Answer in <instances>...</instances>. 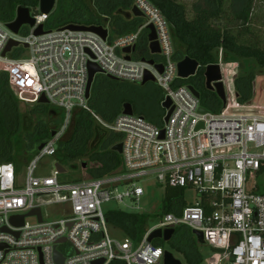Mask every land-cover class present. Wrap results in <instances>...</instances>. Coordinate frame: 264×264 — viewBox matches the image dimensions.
Wrapping results in <instances>:
<instances>
[{"label":"built area","instance_id":"obj_1","mask_svg":"<svg viewBox=\"0 0 264 264\" xmlns=\"http://www.w3.org/2000/svg\"><path fill=\"white\" fill-rule=\"evenodd\" d=\"M134 6L144 20L137 31L112 37L104 28V40L91 32L46 30L50 14L40 13L39 6L30 12L34 26H22L17 34L0 22V76L7 77L11 93L30 109L42 106L38 101L43 96L50 111L64 113L54 135L27 164L22 183L13 163H0V264H56L55 249L64 264H162L164 249L148 237L157 229L179 227L201 232L204 243L221 251L228 264H264V187L256 181L264 168V114L248 113L251 104H238L219 63L226 107L219 114H201L199 98L178 77L181 59L175 58L169 24L146 0H134ZM40 25L43 34L35 36ZM150 25L160 53L151 54L147 41L151 57L140 58L137 46ZM10 41L18 45L3 56ZM127 48L134 51L124 53ZM90 64L99 70L94 79L100 75L139 84L147 73L152 76L163 92L160 104L170 101L167 122L156 126L141 116L120 114L111 125L104 124L88 107ZM155 65H162V72ZM76 110L90 112L108 131L122 135L120 169L100 179L62 180L65 172L56 167L49 177H35L37 162L56 155ZM151 180L164 191L193 188L200 201L186 205L183 200L176 214L158 217L137 242L111 237L107 214L116 210L104 206L112 203L129 213L150 215L138 207L144 195L138 183ZM50 208L59 218L43 217L42 210ZM33 209H39L40 221L27 216ZM20 216L23 224L14 226L11 218Z\"/></svg>","mask_w":264,"mask_h":264},{"label":"trees","instance_id":"obj_2","mask_svg":"<svg viewBox=\"0 0 264 264\" xmlns=\"http://www.w3.org/2000/svg\"><path fill=\"white\" fill-rule=\"evenodd\" d=\"M157 9L170 26L175 58L189 57L198 62L196 75L188 80L199 94L201 108L219 114L225 105L217 96L206 90L203 72L205 67L223 63H236L241 74L234 77V92L237 102L246 105L253 99L256 77L264 76V32L252 24L256 0H203L192 6L193 17L186 16V8L174 0H146ZM39 0H0V22L9 24L15 20L16 10L27 8L31 13L38 8ZM134 0H56L53 11L45 24L46 30H60L67 26L108 28L112 37L136 32L144 20L131 14ZM140 58L151 57L147 49V38L142 34L137 46ZM120 82L102 76L95 78L88 107L92 114L104 124L111 125L122 112V102L110 100L112 90ZM190 85V83L188 84ZM105 86L107 97L99 98V90ZM20 102L11 93L7 77L0 76V163H29L30 152L51 136L52 119L56 111L47 106H36L22 113ZM83 110L73 113L68 131L57 146L54 156L61 167L75 164L86 170L92 179L111 176L121 166V155L112 148L122 143V135L99 130L92 114ZM164 117V111H163ZM163 124V123H162ZM160 124L159 126H161ZM85 165V168L82 166ZM160 205V213H177L183 204V190L167 188ZM155 217V216H154ZM150 215L111 211L107 214L109 224L126 237L139 241L146 232ZM167 243L171 250L180 254L186 264H201L198 243L186 227L174 230ZM162 247L160 239L152 241ZM121 264V263H120Z\"/></svg>","mask_w":264,"mask_h":264},{"label":"rangeland","instance_id":"obj_3","mask_svg":"<svg viewBox=\"0 0 264 264\" xmlns=\"http://www.w3.org/2000/svg\"><path fill=\"white\" fill-rule=\"evenodd\" d=\"M178 4H182L186 8V16L187 18L191 19L193 17L192 12V6L200 3L203 0H174ZM256 8H255V16L252 18V24L253 27L256 30H260L261 32H264V0H256ZM221 55L219 54L218 61L219 64H221V70L222 73L224 71H227L226 76L224 77V83L227 87L228 92L233 95L234 94V78L232 75L233 73L236 74V76L241 74V71H239V67L236 63H223L221 59ZM30 56V52L26 51L25 58H28ZM221 73V74H222ZM220 74V76H221ZM100 75H97L99 77ZM95 80V79H94ZM257 81V77L255 79V82ZM120 82V87L116 90H112L110 93V100H119L122 102L121 106L124 104H129L132 108L133 115L141 116L150 123L159 126L163 123V109L160 106V101L163 96V92L155 85V83H146V84H135V83H129V82ZM191 84V81H188L185 84ZM260 86H264V82L261 83ZM105 86H101L99 90V98L107 97L108 91ZM215 94V93H214ZM216 95V94H215ZM263 97V98H262ZM261 97V103L262 104H256L252 108L248 109V113L259 115L264 114V96ZM218 98V97H217ZM219 99V98H218ZM220 100V99H219ZM221 101V100H220ZM222 102V101H221ZM47 106V109L49 110V106ZM20 108L22 113L26 114L30 108L25 104H20ZM235 108H238L235 107ZM233 112V111H232ZM57 118L52 119V126L58 128L63 120L64 113L60 110H57ZM238 113H244V111H240ZM98 123V122H97ZM97 127L99 130L107 133L108 130L104 128L99 123L97 124ZM37 149L35 152L29 153V158L34 159V157L37 154ZM27 162H18V167L20 171V177L19 182L22 183L25 179V173H26V166ZM55 158L46 156L42 159H40L37 162L36 169H35V177H49L52 175V172L55 170ZM65 170L64 176L61 178L62 180L66 181H72V180H82V179H92L91 176L88 174L86 170H80L76 164L75 167L71 166H64L62 167ZM120 169V168H119ZM116 172V171H115ZM114 172V173H115ZM257 184L259 187H264V168L257 176ZM139 187L142 188L144 195L140 198V201L138 203V207L141 209H144L148 214H150L151 218L148 221L147 228L153 227L158 223V217L161 219L163 214L160 213V205L162 201L164 200L166 193L165 191L158 187L156 185L155 180H151L148 183L145 182H139ZM123 188H120V191H122ZM261 192V191H260ZM264 193V190L262 191ZM182 197L186 205H194L195 203L200 201V196L197 194V192L193 188H187L182 193ZM134 206V205H133ZM136 207V206H134ZM105 209H111L116 210L120 212H127L125 211V208H123L121 205L116 204H108L104 206ZM42 215L44 218H48L50 220L57 219L56 215H58L56 209L50 208L47 210H42ZM155 216V217H154ZM29 223H35V219L30 218L27 220ZM109 234L111 237L122 240L126 236L118 229L113 228L112 226H109ZM192 234V231H191ZM194 239L196 240L195 236L192 234ZM197 242V240H196ZM200 255L202 257V263L201 264H228V260H225L223 258V253L221 251L212 249L208 244H202L198 245ZM162 249L168 250L171 252L176 259H178L182 264H186L183 257L176 253L175 251L171 250L167 243H164L162 246Z\"/></svg>","mask_w":264,"mask_h":264},{"label":"water","instance_id":"obj_4","mask_svg":"<svg viewBox=\"0 0 264 264\" xmlns=\"http://www.w3.org/2000/svg\"><path fill=\"white\" fill-rule=\"evenodd\" d=\"M55 2L56 0H39L38 5H39L40 13L44 15L50 14L54 9ZM131 14L135 17L143 18V14L138 10L136 6H133L131 10ZM34 24H35V21L31 17L29 9L20 7L16 10L15 20L7 24L6 27L13 33L17 34L19 29L22 26L28 25L30 27H33ZM64 29L70 30V31L91 32V33L98 35L103 40L106 39V36H107V30L102 27H84V26L70 25V26L65 27ZM147 30H148L147 41L149 42V51L151 54L157 55L160 53V49L156 41V34L154 31V28L153 26L150 25L147 27ZM34 34L35 36L42 35L43 26L42 25L38 26ZM17 45L18 44L16 42L10 41L7 44L2 55L4 56L7 52L11 50L12 47H16ZM131 51L133 52L134 49L132 50L128 48L124 49V53H127V54L130 53ZM149 64L153 65L154 62L150 61ZM155 67L159 72H162V65H155ZM198 68H199V65L196 60L189 58V57H184L183 59L177 62L178 77L183 80H188L189 78H192L196 75ZM96 73H99V70L97 69L95 65L90 64L88 67V82H87V88H86V98L87 99H89L91 87L94 82V76L96 75ZM203 78H204V86L206 90L215 93L216 96L225 105L226 98H225L224 88L221 83L219 65L214 64V65L207 66L203 73ZM150 82L154 83V79L152 76H150L147 73L141 84L143 85V84L150 83ZM188 89L195 95V97L199 98L198 92L193 88L192 85H189ZM38 103L42 105H46L47 100L42 96L39 99ZM247 105H250V102ZM160 106L163 109V111L168 110L167 114L163 118V122L166 123L171 113V109H169L170 107L169 99H166L165 102L160 104ZM199 112L201 114H204L206 113V110L201 108ZM121 113L126 116H131L133 114L131 106L129 104H124L122 106ZM51 135L53 136L54 133H52ZM162 135H163V132H162ZM43 145L44 144H41L40 146H38L37 150L40 151L43 148ZM112 150L117 152L119 155H121L122 154V143L116 144L112 148ZM55 167L57 171L61 173L65 172V170L59 164H56ZM82 168H85V165H83ZM31 215H36L38 218V221H40L39 209H33L27 216H31ZM23 220H24V216H20V217H12L10 221L14 226H21L23 224ZM174 232L175 231L173 229H167L164 231L160 229L154 230L149 235L148 242L151 243L155 239H160L164 243H168L171 240ZM192 234L195 236L198 244L200 245L204 244L203 235L201 232L192 231ZM15 235L17 236V233ZM53 255H54V261L56 264H64V257L56 249L54 250ZM101 263L102 261H97V262H94L93 264H101ZM162 264H182V263L178 259H176L171 252H169L168 250H164Z\"/></svg>","mask_w":264,"mask_h":264},{"label":"crops","instance_id":"obj_5","mask_svg":"<svg viewBox=\"0 0 264 264\" xmlns=\"http://www.w3.org/2000/svg\"><path fill=\"white\" fill-rule=\"evenodd\" d=\"M263 82H264V76L263 77H257V81L254 83V94H253V99L250 103L251 107L254 106L255 104H257L261 100V97L264 96V86H260L261 83H263Z\"/></svg>","mask_w":264,"mask_h":264},{"label":"flooded vegetation","instance_id":"obj_6","mask_svg":"<svg viewBox=\"0 0 264 264\" xmlns=\"http://www.w3.org/2000/svg\"><path fill=\"white\" fill-rule=\"evenodd\" d=\"M190 85H192L193 87H195L194 83H191Z\"/></svg>","mask_w":264,"mask_h":264}]
</instances>
